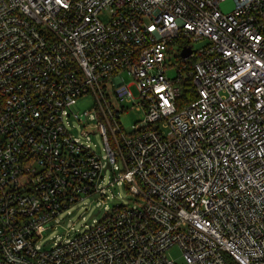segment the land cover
Returning <instances> with one entry per match:
<instances>
[{"label": "built area", "instance_id": "obj_1", "mask_svg": "<svg viewBox=\"0 0 264 264\" xmlns=\"http://www.w3.org/2000/svg\"><path fill=\"white\" fill-rule=\"evenodd\" d=\"M224 1L0 0V264H264V0Z\"/></svg>", "mask_w": 264, "mask_h": 264}, {"label": "rangeland", "instance_id": "obj_2", "mask_svg": "<svg viewBox=\"0 0 264 264\" xmlns=\"http://www.w3.org/2000/svg\"><path fill=\"white\" fill-rule=\"evenodd\" d=\"M221 10L228 14L235 10L236 5L234 0H226L224 2H221L220 5ZM106 14L102 15V19L106 20ZM205 45L204 41L200 42H193L192 46L194 48H200ZM178 47L175 48V51L169 54L168 57L173 58V63H176V58H174V55H176L178 52ZM171 58V59H172ZM176 75V70H172L169 73V76ZM129 82H131V79L127 78ZM134 94L137 96L138 92L136 87L132 88ZM94 108V99L92 96H86L83 98H80L75 107L74 110L80 114L82 118H84V112L85 111H91ZM142 117V113L137 111H130L129 113L125 114L122 117V123L127 131H129L140 118ZM77 126V130L74 131V134L78 137L81 136V132L84 130V127H79V123L75 122ZM91 127L94 126V123H90ZM92 140L94 143L98 146V152L101 153L102 159H103V166H104V175L105 178L108 180L110 179L112 175L111 165L109 160L105 157V153L102 151L103 142L101 140V137L99 134H96L95 136H92ZM118 191L121 193L122 197L118 199H111L109 201H106L104 204L98 203V202H92L91 200L87 201V205H82L80 208L76 209L73 216L66 218L63 225L57 229H53L48 233L44 234V238L41 240V245H48L52 244L51 240L55 237L62 236V239L66 236V233L69 229L74 228L77 231H82L86 227L85 222L82 220V216H85L87 219L88 224H92L94 220H100L102 219L108 211L113 210L116 206H131L133 205L134 201L129 199V195L124 187H118ZM73 226V227H72ZM61 239V240H62ZM168 257L175 260L177 264H185L183 257H182V250L179 246H173L167 251Z\"/></svg>", "mask_w": 264, "mask_h": 264}, {"label": "trees", "instance_id": "obj_3", "mask_svg": "<svg viewBox=\"0 0 264 264\" xmlns=\"http://www.w3.org/2000/svg\"><path fill=\"white\" fill-rule=\"evenodd\" d=\"M185 97L187 96V100L190 101L191 99L195 98V87L193 85V82L191 80L187 81V84L185 85Z\"/></svg>", "mask_w": 264, "mask_h": 264}, {"label": "water", "instance_id": "obj_4", "mask_svg": "<svg viewBox=\"0 0 264 264\" xmlns=\"http://www.w3.org/2000/svg\"><path fill=\"white\" fill-rule=\"evenodd\" d=\"M191 53V48L190 47H186L183 49V53H182V56L183 57H188Z\"/></svg>", "mask_w": 264, "mask_h": 264}]
</instances>
